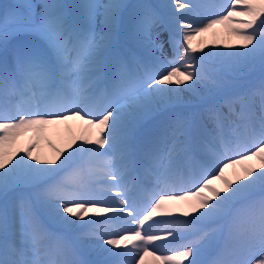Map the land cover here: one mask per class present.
Listing matches in <instances>:
<instances>
[{
  "label": "snow or ice",
  "instance_id": "1",
  "mask_svg": "<svg viewBox=\"0 0 264 264\" xmlns=\"http://www.w3.org/2000/svg\"><path fill=\"white\" fill-rule=\"evenodd\" d=\"M185 262L264 264V0L0 4V264Z\"/></svg>",
  "mask_w": 264,
  "mask_h": 264
},
{
  "label": "rangeland",
  "instance_id": "2",
  "mask_svg": "<svg viewBox=\"0 0 264 264\" xmlns=\"http://www.w3.org/2000/svg\"><path fill=\"white\" fill-rule=\"evenodd\" d=\"M10 2H12V0H0V4H6V3H10ZM129 2L130 3H136V2H138V0H129ZM151 2L158 3V2H161V0H151ZM213 2L219 3L220 0H213ZM216 29L219 32V35L215 38V41H214L212 35L210 33H208V34H205L204 36H198V37H196V41H194V43L195 42H200V41H203L204 43H206L207 44V47L205 48V51H208L209 49H211L213 51H215L217 49H219L221 51H229V49H225L223 47L224 42L228 41V37L225 34V31H224L223 26L217 25L216 26ZM166 35L167 34L165 33V36ZM230 42L233 43V44H236L237 47H239V43L240 42L235 37L231 38V41ZM157 54H159V53H157ZM165 54L168 55V56H171V54H172L171 53V49L168 48L167 46H166ZM249 79L250 78L241 80L238 83H240L241 85H247ZM184 100H185V104L183 106L177 107L176 108V111L189 113V112L198 110L197 107H196L198 101L190 93L184 94ZM225 111H226V109H225ZM158 119H163V117H159ZM69 123L73 125V131L78 134L79 131H80V129L78 127H76V125H78L80 122H78V121H70ZM145 127L146 128L152 127V122H148L145 125ZM30 135L31 134H29V136ZM61 136H62V140H66L67 139V134L63 130V128H61V132H60V135L59 136L51 135L50 134L49 135V139H51V140L52 139H55L57 141L56 143L58 144V143H60L59 140L61 139L60 138ZM25 141L28 142V137H22L21 140H20V144L21 145L27 144V143H24ZM37 151H39L40 153H42L45 156H49L47 153L50 152L51 149L47 146V143L46 142L41 141L40 147H39V149ZM253 163H255V161H253ZM93 218H95V217H93ZM259 258H260L259 256H256L255 257V259H259ZM253 264H254V262H253Z\"/></svg>",
  "mask_w": 264,
  "mask_h": 264
},
{
  "label": "bare ground",
  "instance_id": "3",
  "mask_svg": "<svg viewBox=\"0 0 264 264\" xmlns=\"http://www.w3.org/2000/svg\"><path fill=\"white\" fill-rule=\"evenodd\" d=\"M75 130V129H74ZM67 134V133H66ZM63 136V135H62ZM62 136L60 137L61 139L59 140L60 141V143H56L57 141L55 140V139H52L53 140V143H55V144H57V145H60L61 143H63L65 140H62ZM52 137V136H51ZM24 143H27V141H25ZM51 152V151H50ZM50 152H48L47 154L50 156L51 155V153ZM173 213H174V216H177V217H179L180 216V209L179 208H175V209H173ZM181 218H183V217H181ZM86 219H88V218H86ZM96 219H103V217H97ZM79 223H83L82 221H80ZM152 260V258L151 257H146V261H151ZM185 264H187V262H185Z\"/></svg>",
  "mask_w": 264,
  "mask_h": 264
}]
</instances>
